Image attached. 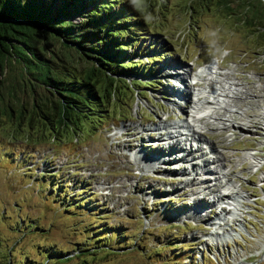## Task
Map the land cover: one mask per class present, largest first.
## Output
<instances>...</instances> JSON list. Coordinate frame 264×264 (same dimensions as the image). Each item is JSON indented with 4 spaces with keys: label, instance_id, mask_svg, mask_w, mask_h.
<instances>
[{
    "label": "rangeland",
    "instance_id": "rangeland-1",
    "mask_svg": "<svg viewBox=\"0 0 264 264\" xmlns=\"http://www.w3.org/2000/svg\"><path fill=\"white\" fill-rule=\"evenodd\" d=\"M131 1L144 16L142 27L156 31L141 30L139 47H128L135 56L132 60L143 59L142 66L151 69L127 75L134 87H125V102H113L102 118L86 116L74 132L65 127V136L56 139L50 138L48 128L47 137L34 128L14 137L8 128L12 121L0 118V264H31V259L41 264L46 258L42 247L49 245L68 250L69 256L80 247V255L68 264H264L263 32L229 14L225 5L206 6L207 0L193 1L194 8L190 0ZM240 2L229 4L238 10ZM213 63L220 65L222 83L228 86L234 80L240 91L222 97L223 107L216 111L225 119L232 113L224 106L228 104L242 128L216 129L218 119L198 128L228 159L225 169L233 185L219 189L232 191L236 185L242 189L243 205L236 213L222 215L228 220L223 229L219 225L223 218L215 216L219 204L201 217L183 215L205 195L199 192L203 184L196 185L195 180V185L186 186L189 172L178 173L198 160L197 151L190 162L179 156L155 167L136 158L142 145L147 153L159 147L167 151L172 138L165 135L160 140L159 130L150 127H159L161 118L168 123L184 120L192 110L184 101L182 107L169 104L172 95L166 91L172 92L179 80L167 76L163 65L170 70L186 67L194 81L196 73ZM1 77L0 95L7 97L14 82L6 78L1 82ZM17 80L23 86L20 74ZM198 87L193 88L192 101ZM186 143L181 142L190 148L191 141ZM193 147L209 151L206 143L194 142ZM209 167L216 169L215 163ZM74 204H78L74 210L66 209ZM33 222L37 228L30 227Z\"/></svg>",
    "mask_w": 264,
    "mask_h": 264
},
{
    "label": "trees",
    "instance_id": "trees-1",
    "mask_svg": "<svg viewBox=\"0 0 264 264\" xmlns=\"http://www.w3.org/2000/svg\"><path fill=\"white\" fill-rule=\"evenodd\" d=\"M190 1L194 8L195 0ZM229 1L207 0L206 6L225 5L229 14H236L251 28L259 26L264 35V0H241L238 10ZM140 13L131 0H0V74L14 82L7 97L0 95V118L12 121L10 134L15 137L21 130L34 128L47 137L48 128L50 138L56 139L65 136V127L74 132L86 116L102 118L110 113L113 102H125V87H134L127 75L151 69L142 66L143 59L132 60L135 56L128 50L130 45L139 47L141 30L156 31L142 27ZM30 227L38 224L30 223ZM42 248L46 258L41 264H68L81 250L69 256L68 250L59 247Z\"/></svg>",
    "mask_w": 264,
    "mask_h": 264
},
{
    "label": "bare ground",
    "instance_id": "bare-ground-1",
    "mask_svg": "<svg viewBox=\"0 0 264 264\" xmlns=\"http://www.w3.org/2000/svg\"><path fill=\"white\" fill-rule=\"evenodd\" d=\"M163 66H164V71L166 72L167 76L174 75L176 76L177 79H179V81L181 80L182 84L185 85L184 89H180L184 85L182 86V84L179 83V81H176L174 83L173 91L170 93L166 91V93L170 94V96L172 95V97L169 98V104H172L175 107H182L181 101H184L186 102V104H192V110H190V112L187 114V118L184 120H174L173 122L168 123L166 119L161 118L159 122H157L159 127H154V129L150 127L149 130L151 131L159 130L160 140L164 139L165 135L168 138H172V139L167 140L169 141L168 145L166 146L168 150L165 152H162L163 147L161 148L159 147L156 149H150L152 151H149V153H147V152H144L145 147L144 145H142L143 147L142 150H136L137 162L140 161L138 159H141V161L143 162L154 164L153 167H155L156 164H164V162L166 163L173 159L176 161V159H178L179 156L182 158V160L184 159L190 162L192 160L189 158L194 156L195 152L197 151L199 153L198 160H194L193 162L190 163L189 166H184L182 168L183 170L181 171L179 169H178L179 171L175 170V171H178L179 174H181L180 172L190 173L189 175L185 174L186 177H188V179L185 181L186 186L191 185V184L195 185V183L192 181V180H195L196 182H198L196 183V185H199V183H201L203 184V187H204V188L202 187L199 192L200 193L203 192L205 195H203L202 197L196 198L193 201L194 205L196 206L190 210H187V212H184L185 214L183 215H186L185 217L187 216L191 217L190 215H192V217H201L204 214V212H206L207 210L210 209L209 211H213V207L216 205V203H218L222 199H227L229 201V206L222 207L221 210L215 211L216 217L220 219L223 218V220L221 219L222 222L221 221L219 222L220 227L223 229V227L226 226V222L228 220L226 217L224 218L222 215L223 214L225 215L227 213L230 214L231 211L233 213H236L237 210L241 208L240 206L243 205L242 204L243 202L241 203V200H240V198H242V195H240L241 194L240 190L242 189L238 188L236 185L234 186L232 191L228 192V194H225V192H222L219 189L220 186L226 187L227 185H230V186L231 184L233 185V181L230 177V172L225 169L226 161L228 159L225 153L222 152L218 148L215 140L205 139L203 133L198 128L202 129L204 127H207L210 123L209 122L210 120L214 121L216 119H218L220 123L216 127V129L219 127H234V128L241 127L237 125L238 120H236L237 119L236 116L234 117V113H233L234 110L233 109L230 110L228 108V104L224 106L227 109V111L232 112V113H230V116L226 117L225 119H223L222 116H220L221 114L220 112L216 111L218 110V108L222 109L223 107L225 99L222 97L235 96V94H238L240 92L237 86L238 83L234 80L228 81V86H226L225 83H222V80H224L222 79L223 77L221 78V76H223V73L218 71V69L220 68V65L219 64L217 65L216 63L208 65L204 69H202L200 72L196 73L197 76H194L196 77L194 81L190 80L191 70L189 74L186 71V67L184 66L183 67H181L180 65H177L176 67L172 66L171 68L174 67L173 70H170L169 69L170 67L167 68V66L165 65ZM179 67L180 69H178ZM203 73L205 74V76H203ZM210 74L211 75L216 74L217 76L215 75V77L213 78L206 77L207 75H210ZM225 75L227 76L228 73ZM197 85L199 86L197 94H196L197 97H196V100L192 101L191 98H192L193 88H195ZM136 128L137 127H134L135 130ZM184 129H187V132L182 131ZM149 135H150L149 137L154 136L151 133ZM183 140H185V143L186 142L188 143V140L191 141L190 148L183 147V145L181 144ZM194 142L206 143L207 147L209 148V151H204L202 147H198V148L193 147ZM209 153L211 154L210 156H208ZM209 163H215L216 169L212 170L209 167ZM256 165L257 164H254L255 167ZM139 166L141 167V169H143L144 167V166H141V164ZM156 166H160V165H156ZM208 172H211L214 174H212L211 176L206 175L204 177H201L200 179V176H199L200 174L204 175ZM210 184L212 185L210 186ZM205 187H208V188L206 189ZM206 194H211L212 198L207 200ZM209 204H211L212 206L209 207L210 206ZM235 220L236 219L233 217L232 221L234 222ZM213 223L215 224L217 222H213ZM230 223L232 224V222ZM218 231H219V235H221V232L224 234L223 230H218Z\"/></svg>",
    "mask_w": 264,
    "mask_h": 264
}]
</instances>
